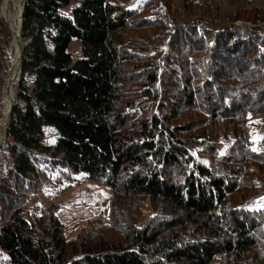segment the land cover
I'll use <instances>...</instances> for the list:
<instances>
[{
    "label": "trees",
    "instance_id": "obj_1",
    "mask_svg": "<svg viewBox=\"0 0 264 264\" xmlns=\"http://www.w3.org/2000/svg\"><path fill=\"white\" fill-rule=\"evenodd\" d=\"M118 1L24 0L22 37L30 41L0 143V250L8 264L264 263V205L234 198L244 189L246 162L264 163V145L251 147L243 123L248 113L264 115V26L232 24L260 21L264 9L227 13L232 19L223 24L177 25L160 80L156 58L121 48L123 31L145 18ZM73 40L81 42L79 57ZM181 49L185 55L176 54ZM10 68L11 60L6 76ZM5 79L0 74V84ZM137 81L139 96L127 88ZM187 110L204 118L177 123ZM225 118L238 119L233 156L203 162L193 150L218 153ZM54 171L111 187L105 227L115 234L78 243L53 210L26 214L28 195ZM146 198L157 213L139 225Z\"/></svg>",
    "mask_w": 264,
    "mask_h": 264
},
{
    "label": "rangeland",
    "instance_id": "obj_2",
    "mask_svg": "<svg viewBox=\"0 0 264 264\" xmlns=\"http://www.w3.org/2000/svg\"><path fill=\"white\" fill-rule=\"evenodd\" d=\"M190 1V2H189ZM119 0L122 7L133 6L137 11L134 13V18L144 17V25L138 21L132 22L129 28L123 31L121 48H125L134 58H156L159 64L160 80L162 73L165 70V60L170 53L172 47L170 39L172 34L179 24L192 23L198 19L207 18L212 24H223L232 19L227 13H234L236 10L243 8L258 7L264 9V0ZM18 9V7H17ZM261 14V13H260ZM8 15L11 16L10 12ZM12 17V16H11ZM229 18V19H228ZM262 20L251 22L242 19L233 21V25H244L253 27L256 25L264 26V14ZM230 24V23H228ZM22 34V33H21ZM11 30L7 26V35L4 37V42L9 45L11 42ZM26 39L21 36V43ZM70 51L74 57H79L82 54L81 42L73 40L70 44ZM186 49L179 50L176 54L185 55ZM11 56L8 59L6 54L5 65L10 67ZM130 66H137L133 61L127 62ZM126 65V63H125ZM127 66V65H126ZM128 67V66H127ZM11 70V68H10ZM3 77L6 70H1ZM5 78V77H4ZM9 75L6 76V83ZM158 81L159 88L163 91L162 81ZM2 83V82H1ZM5 84V83H2ZM0 84V94L3 85ZM141 81L132 83L127 88L134 90V95L139 96L135 90L140 88ZM7 85V84H6ZM6 87V86H5ZM127 91V89H126ZM133 94V93H132ZM167 94V93H166ZM2 104V95L1 101ZM148 106L153 105V101L146 102ZM150 108L144 111L149 112ZM154 112H158L157 106L153 107ZM232 113L228 111L227 114ZM141 114V113H140ZM198 118V119H197ZM204 115H200L196 111L187 110L177 120L181 122H194ZM247 129L253 134L250 139L251 147L255 150L259 146L264 145V115L248 113L244 116ZM227 123H221L220 133L223 147L214 155H199L198 150L193 152L196 157L203 162L211 163L215 160L218 163L219 158L233 156L232 145L240 136L239 127L235 126L231 118H225ZM242 123V124H243ZM243 128V127H242ZM246 132V131H245ZM132 133V129L128 131ZM54 138L48 134V141L53 142ZM249 141V140H248ZM249 142V146H250ZM219 155L223 156L220 157ZM217 157V159H214ZM246 180H244V189L240 190L234 198H251L255 203L264 205V163H257L251 160L246 162ZM48 182L37 191L31 192L28 195L24 205L26 214L35 213L42 214L43 211L53 210L65 227L66 237L74 239L78 243L85 239L88 235L96 238L115 234V228H106L105 225L110 221L111 200L113 190L110 186L100 184L89 179L84 173H69L64 172L60 176L59 171H54L49 174ZM247 193V194H245ZM262 200V201H260ZM138 224L142 225L156 215V208L152 205L149 198L144 199L139 210ZM264 218V213L262 214ZM9 257L0 250V264H8ZM214 264H222V260H218ZM264 264V263H262Z\"/></svg>",
    "mask_w": 264,
    "mask_h": 264
},
{
    "label": "bare ground",
    "instance_id": "obj_3",
    "mask_svg": "<svg viewBox=\"0 0 264 264\" xmlns=\"http://www.w3.org/2000/svg\"><path fill=\"white\" fill-rule=\"evenodd\" d=\"M2 15L6 18L5 22L11 30V42L7 45L8 59L11 56V70L9 73L6 88L2 93V105L0 115V143L5 138L6 126L10 120V111L19 94L20 66L22 56L21 44V23H22V7L24 0H1ZM18 7V9H17ZM10 12L11 16L8 15ZM9 66L6 68L5 78ZM6 84V81H5ZM5 140V139H4Z\"/></svg>",
    "mask_w": 264,
    "mask_h": 264
},
{
    "label": "built area",
    "instance_id": "obj_4",
    "mask_svg": "<svg viewBox=\"0 0 264 264\" xmlns=\"http://www.w3.org/2000/svg\"><path fill=\"white\" fill-rule=\"evenodd\" d=\"M1 8H2V1L0 0V71L1 70H4L6 65H5V60H6V54H7V45H6V42H4V37L1 33V25L2 23L6 25V18L3 17L2 15V11H1ZM8 57V55H7ZM1 74H3L1 72Z\"/></svg>",
    "mask_w": 264,
    "mask_h": 264
},
{
    "label": "water",
    "instance_id": "obj_5",
    "mask_svg": "<svg viewBox=\"0 0 264 264\" xmlns=\"http://www.w3.org/2000/svg\"><path fill=\"white\" fill-rule=\"evenodd\" d=\"M23 7H24V3H23ZM23 7H22V13H23ZM22 24H23V16H22L21 30H22ZM29 41H30V40H27V39H26L23 43H21V44H22L21 46H22V48H23V50H22V56H23V53H24V48L28 45ZM22 56H21V57H22ZM21 69H22V58H21V66H20V78H21ZM19 82H20V80H19ZM15 104H16V103H14V105L12 106L11 111H10V120H11L12 109H13V107L15 106ZM10 120H9V123H10ZM9 123H8V125L6 126L5 138H6L7 133H8V126H9ZM5 138H4V139H5ZM4 139L2 140V142L4 141Z\"/></svg>",
    "mask_w": 264,
    "mask_h": 264
},
{
    "label": "crops",
    "instance_id": "obj_6",
    "mask_svg": "<svg viewBox=\"0 0 264 264\" xmlns=\"http://www.w3.org/2000/svg\"><path fill=\"white\" fill-rule=\"evenodd\" d=\"M3 76V75H2Z\"/></svg>",
    "mask_w": 264,
    "mask_h": 264
}]
</instances>
